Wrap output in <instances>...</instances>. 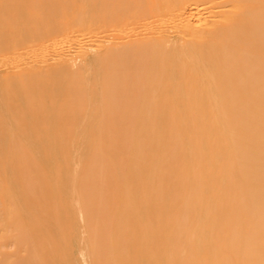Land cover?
Listing matches in <instances>:
<instances>
[{
	"label": "bare ground",
	"instance_id": "obj_1",
	"mask_svg": "<svg viewBox=\"0 0 264 264\" xmlns=\"http://www.w3.org/2000/svg\"><path fill=\"white\" fill-rule=\"evenodd\" d=\"M214 1L0 0V264H264V0Z\"/></svg>",
	"mask_w": 264,
	"mask_h": 264
},
{
	"label": "rangeland",
	"instance_id": "obj_2",
	"mask_svg": "<svg viewBox=\"0 0 264 264\" xmlns=\"http://www.w3.org/2000/svg\"><path fill=\"white\" fill-rule=\"evenodd\" d=\"M231 1V0H230ZM236 1V0H235ZM233 2V3H232ZM234 3H236V2H234L233 0L231 1V2H229V0H215L214 2H210V3H208V4H205L203 7H201V8H203V9H201V10H203V12L205 11V13L207 12L208 14H206L205 16L206 17H208L209 18V20L212 22H210V21H208V18H206L205 20H206V22L208 21V22H210L209 24H210V27H212L211 25L212 24H216L214 27H216L217 25H219L220 23H219V21L221 20V17H220V15H219V18H218V14H219V12H221V11H224V10H226V13L228 12V14L231 12V11H233L234 9ZM221 6V7H220ZM227 7V8H226ZM211 11L213 12V13H211ZM216 14V15H215ZM209 15V16H208ZM213 20V21H212ZM195 23H197V24H199L200 23V21H199V23L198 22H195ZM203 23V22H202ZM219 23V24H218ZM196 24V25H197ZM200 25L201 24H199L198 26L200 27ZM213 27V28H214ZM173 30H176L175 28H172L171 29V31H173ZM178 30V29H177ZM176 30V31H177ZM175 31V32H176ZM179 31V30H178ZM119 30L118 29H114V30H111V31H109V32H106V33H103V34H109V35H111L110 36V38L111 39H113V38H116L117 37V35L119 34ZM175 32L173 31L172 33L175 35V36H179L180 34H179V32H176V34H178V35H176L175 34ZM102 33L101 34H96V33H93V32H89V31H86V32H84V33H79V35H78V37H70V38H68L69 39V41H67V43L68 44H66L64 47H66L65 48V50L67 51V53L69 52L72 56H73V58L76 60V64L75 65H77V64H79V63H81V60H80V44L82 43V44H85V46H90V45H95V44H99V42L101 41V39H102V35H103ZM72 39V40H71ZM67 40V39H66ZM97 41H99V42H97ZM81 42V43H80ZM66 43V42H65ZM64 43V44H65ZM88 43V44H87ZM73 48V49H72ZM91 50H95L96 48H93V47H91L90 48ZM78 59H77V58ZM56 59H57V57H56ZM80 237L78 238V239H76V241H74V243H73V250H72V253H73V255L71 256V255H69V258L71 259V257H72V261L70 260V262H69V260H68V264L70 263V264H82L81 262V259H80V250H81V248H82V244L83 243H81L82 242V240L80 241ZM77 242H79V243H77ZM10 245V244H9ZM7 246V245H6ZM6 246H4V247H6ZM79 246V247H78ZM7 247H9V246H7ZM7 247L5 248V250H4V248H3V252L5 253L8 249H7ZM10 249L9 250H11V249H15L16 247H14L13 246V248H12V246L11 247H9ZM7 249V250H6ZM14 249L13 250H11V252L8 250V252L9 253H14V252H12V251H14ZM15 251H16V249H15ZM75 253L77 254L76 256H75ZM71 254V253H70ZM1 256V255H0ZM2 257V256H1ZM78 259H80V262L78 261Z\"/></svg>",
	"mask_w": 264,
	"mask_h": 264
}]
</instances>
